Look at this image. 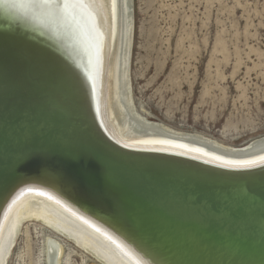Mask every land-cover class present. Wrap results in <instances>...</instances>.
Listing matches in <instances>:
<instances>
[{"label": "bare ground", "instance_id": "obj_1", "mask_svg": "<svg viewBox=\"0 0 264 264\" xmlns=\"http://www.w3.org/2000/svg\"><path fill=\"white\" fill-rule=\"evenodd\" d=\"M90 3L77 22L0 7V264L23 222L102 264H150L129 238L152 264H264V136L232 148L136 113L134 0ZM62 252L44 239V264Z\"/></svg>", "mask_w": 264, "mask_h": 264}, {"label": "rangeland", "instance_id": "obj_2", "mask_svg": "<svg viewBox=\"0 0 264 264\" xmlns=\"http://www.w3.org/2000/svg\"><path fill=\"white\" fill-rule=\"evenodd\" d=\"M131 57L147 120L232 148L264 136V0H134ZM39 224L17 228L7 264H44L49 236L61 264H102Z\"/></svg>", "mask_w": 264, "mask_h": 264}, {"label": "snow or ice", "instance_id": "obj_3", "mask_svg": "<svg viewBox=\"0 0 264 264\" xmlns=\"http://www.w3.org/2000/svg\"><path fill=\"white\" fill-rule=\"evenodd\" d=\"M0 7L10 10L24 7L46 9L53 16L77 22L90 15L88 10L92 5L90 0H0Z\"/></svg>", "mask_w": 264, "mask_h": 264}, {"label": "water", "instance_id": "obj_4", "mask_svg": "<svg viewBox=\"0 0 264 264\" xmlns=\"http://www.w3.org/2000/svg\"><path fill=\"white\" fill-rule=\"evenodd\" d=\"M131 12H132V9H131ZM57 193H60V192H57ZM61 195H62V193H60ZM99 224V223H98ZM108 229V228H107ZM116 229H118V230H120L121 231V229H119V228H117L116 227ZM109 231H112L111 229L109 230ZM118 233L121 235V236H123V234L122 233H120L119 231H118ZM113 234H116V233H113ZM117 235V234H116ZM118 236V235H117ZM124 237V236H123ZM128 237V236H127ZM129 238V237H128ZM130 240H131V242H133V243H135L137 246H139L142 250H143V252L145 253V258L147 259V260H149V262H150V264H152V259H151V256L149 255V253L146 251V247H145V245L144 244H140L139 242H136V241H134V240H132L131 238H129ZM127 245H129L128 243H126ZM134 252H136V251H134ZM142 258V257H141ZM144 260V259H143Z\"/></svg>", "mask_w": 264, "mask_h": 264}]
</instances>
